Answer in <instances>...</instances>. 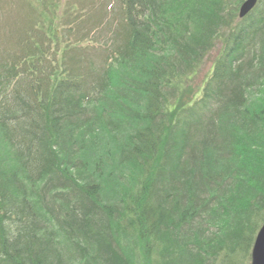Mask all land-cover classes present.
Segmentation results:
<instances>
[{"label":"trees","instance_id":"obj_1","mask_svg":"<svg viewBox=\"0 0 264 264\" xmlns=\"http://www.w3.org/2000/svg\"><path fill=\"white\" fill-rule=\"evenodd\" d=\"M56 7L58 2L52 10ZM122 9L123 20L131 30L129 72L119 77L117 70L112 71L116 79L106 82L108 86L101 85L110 88L106 101L112 118L100 120L98 128L103 134L97 135L94 129L87 133L91 137L79 143L76 157H67L71 153L59 150L57 144L60 146L62 137H74L64 133L65 125L91 112L92 102L101 93L106 94L95 80L96 72L84 79L52 81L50 88L40 90L45 94L41 97L34 86L30 92L26 89L9 94L11 113L3 121H7L10 140L22 156L21 171L25 174L23 180L15 175L14 164L12 168L0 167V264H62L63 253L67 262L72 258L68 256L70 250L55 248L54 235L47 233L46 240L42 239L37 209L49 207L44 202L45 190L54 199L62 195L61 202L66 201L68 185L61 183L65 192L49 188L56 184L53 170L73 181L70 187L78 194L77 205L83 208V202H95L100 184L93 179L106 174L105 162L91 158L89 150L104 147L108 139L112 145L109 149L115 151L109 157L113 160L109 177L117 179L125 172L130 180L131 164L135 165L142 175L135 179L138 194L129 195V202L121 199L120 209L112 204L102 207L100 214L115 220L109 232L101 226L99 214L94 213L96 218L90 214L84 218L83 211L79 214L84 218L81 224L86 237L79 245L84 259H74L76 264H120L115 261L116 253L106 247L117 243L119 238L113 241L112 237L117 232L136 242L139 239L143 256L151 255L152 240L154 244L159 241L156 252L161 254L163 264L168 260L169 264H250L253 238L264 220V83L257 88V102L249 104L240 99L235 109L227 97L237 95V88L245 91L248 84L256 88L254 77L264 73V38L255 32V27L264 23V9L234 24L233 1L126 0ZM216 35L223 43L212 71L203 80L200 95L181 101L188 94L186 80L202 63V53L212 49ZM177 93L181 96L174 98ZM238 95L240 98L242 94ZM207 117L217 123H208ZM206 125L205 143L199 144L200 139L190 132L203 131ZM187 136H192V149L200 150L199 163L205 164L201 181L205 182L203 188H208L203 197L207 205L183 207L178 201L170 206L163 185L172 181L169 167L177 171L180 167ZM44 145L55 158L50 168L45 167ZM54 146L57 148L52 150ZM45 174L50 177L44 179ZM28 196L34 199V205ZM253 196H259L260 202L256 203ZM200 206L207 210L205 216ZM194 219H198L197 225L204 223L214 229L191 230L190 221ZM93 243L101 250L99 260L89 253ZM170 250L175 254L169 255ZM56 253L57 262L50 257ZM178 256L180 259L175 260Z\"/></svg>","mask_w":264,"mask_h":264},{"label":"rangeland","instance_id":"obj_2","mask_svg":"<svg viewBox=\"0 0 264 264\" xmlns=\"http://www.w3.org/2000/svg\"><path fill=\"white\" fill-rule=\"evenodd\" d=\"M36 0H32L33 3ZM59 1V17H50V23L54 24L55 22H58L57 32L60 34V38L58 39V42L60 43V40L62 38L61 42L67 41L72 42L71 45H63L60 44V48H56L54 44L50 43L49 35L52 34L49 32H42V29H32L30 32H28L27 35L24 36V43L29 42V45L32 47L31 49H35L38 53L36 54L37 57H35L34 60L29 61L27 58V63L23 62V56H21V50L18 45L21 44V39H16V36L13 34V28L16 27L17 19L16 15L14 14V3H18L19 0H0V70L1 72H8L11 68V70L14 71L15 78H17L16 82L19 84V82L22 79H25L26 81L32 82L33 78L36 82L41 81V79L44 76H47L50 74L49 77H65L69 76L70 73H72L74 70L76 71L75 75H78L79 72H81V76H84V74H87V70L84 68L87 67L85 63H81L78 61V58H83L85 61H90L91 70L98 69V67L101 69V63L111 61L112 67L109 70H105L102 72L101 76H97L95 80L102 81V85H106V82H109L111 80L116 79V74H113L112 71H116L119 73V77L123 74L126 75L127 72H129V63H128V57L129 52H125L122 48H120V45L126 46L127 41L125 40H118L117 36H113V44L104 43L102 45L97 44V41H104V39L109 40L107 38V35L109 33V29H102L98 28L95 32V29L103 22L106 21L108 18L107 13H109L112 9L113 11L118 12L117 7L114 3H117V0H58ZM227 1V0H225ZM264 1V0H263ZM52 4L53 2H49ZM264 3V2H263ZM31 5V4H30ZM230 9V8H229ZM261 9H264V4L261 5ZM51 15V14H50ZM236 15V14H235ZM237 16V15H236ZM238 17V16H237ZM233 19L235 22L236 18ZM110 21V20H109ZM50 24V25H52ZM39 26V25H38ZM35 25L34 27H38ZM60 29L63 31L60 32ZM93 30V31H92ZM127 33L129 30L127 28L124 29ZM74 32V34L72 33ZM92 32V34H90ZM90 34V35H89ZM226 32L222 31V37L225 38ZM36 36L37 39L35 38ZM44 41H39L42 39ZM35 40L39 41V43H36ZM31 41V44H30ZM37 41V42H38ZM50 43V44H49ZM58 43V44H59ZM88 43V44H87ZM215 52L219 49V46L222 44L221 38H219L217 35L215 36L214 42H213ZM97 44V45H96ZM23 44H21L22 46ZM93 45L95 46L93 48ZM71 51L69 52L70 55L74 54L77 58L76 60H70V63L72 66H70V70L64 71L63 70V62H60L58 60V55L56 54L57 49L61 51V48H68L71 47ZM56 49V51H55ZM40 50V51H39ZM214 54V51H212L208 56L205 58V61H202L197 67H194L193 72L189 75V78L186 80L187 84L184 85V87H187V96L183 95L181 98V101L186 100L187 98L193 99L194 97L198 96L200 94V88L203 84L202 78L203 74L207 71H210L208 67L211 66V60L212 56ZM71 59V56H69ZM42 59V64L39 66V60ZM65 59V58H64ZM112 59V60H111ZM26 61V60H25ZM51 63V64H50ZM62 63V64H60ZM60 66V67H58ZM66 69V68H65ZM64 71V72H63ZM83 71V72H82ZM206 73L209 75V73ZM31 74V75H30ZM133 76L134 74L131 73ZM262 74V73H261ZM30 75V76H29ZM135 77V76H133ZM259 78H262L263 80H260ZM254 84L253 86L256 88H252L250 84L249 86L244 89L245 91L239 90L240 88H237L236 94L232 95L230 97H227V100H230L233 105L235 106V109L237 105H240L241 102L240 99L247 100L249 104L256 101V98H259V90L257 89L259 87V84L264 83V73L262 75L254 77ZM14 79H12L13 81ZM9 81L6 80L5 83ZM22 82V81H21ZM130 84L133 85L132 88H134V84L130 81ZM258 85V86H257ZM109 87L105 88L106 94L104 93L100 94L96 101L91 104V112L88 111L85 116L81 118H77L72 122H68L64 127V133L72 132L73 138H64L62 137L59 150L64 151L66 154L71 153L67 157H76V154L79 152L80 144L83 139L86 140L90 138L91 136L87 134L90 130H96L97 135L103 134L104 131L100 130L98 128V125L100 123V120L104 121L107 118H112V111L109 110L107 107L108 102L107 95L109 91ZM238 94H242L239 98ZM181 94L177 93L175 97H180ZM225 100L224 102L229 103V101ZM257 102V101H256ZM180 104V103H178ZM231 106V105H228ZM106 107V110L105 108ZM93 110V111H92ZM215 109H213V112ZM212 112V113H213ZM223 112L226 113L224 110ZM230 112V111H229ZM208 123L212 122L213 124L217 123L216 121L213 122L210 117H207L205 119ZM211 123V124H212ZM1 124V123H0ZM205 124V123H204ZM2 125V124H1ZM0 125V167L3 165H6L8 168H12V164L15 165V168H12L13 171H15V175H18L22 180L24 178L25 174L21 170L22 164L21 159L22 156L19 154L15 149H13L12 144L9 143L7 140V133L3 130L2 126ZM87 125V126H86ZM116 126V123L115 125ZM208 127H205L203 131L199 130L196 131L195 129L190 132V134L195 135L197 137V141L199 144L205 143L207 135L205 134L207 130L209 129V125H206ZM86 128V129H85ZM113 132V129H111ZM116 131V129H114ZM192 137V136H190ZM190 139L187 138L184 140L183 145L185 147L184 152L181 153V163L180 167L177 170H174L173 167L170 168V175L172 176L170 180L172 181H164L163 191L165 192V197L167 196L169 199L168 202L171 203L170 206L175 205L176 202L180 201V204H183L184 206H188L192 203L197 205L206 204L204 200V195L207 193L208 188L205 190L203 188L205 182L204 180L201 181V173H202V166L205 165L202 162L199 163L200 159V150L197 147L194 149H189ZM71 140V141H70ZM73 141H77L78 144H75ZM56 142V141H55ZM104 147L99 146L98 149H92L89 150L92 155L91 158H100V160L104 161V168L103 172L106 173L104 175H99L97 177H94V182L100 184L99 192L97 193L98 196L96 197V201L92 203V201L89 202H83L82 206L77 205L79 201H76V198L78 194H76V190L74 191L73 187H69L70 184H73V181L68 178H63L60 176L58 170L54 171L53 174L55 176V182L56 184H52L55 186H49L51 188L52 192L53 190H59L61 192H65V188L62 186L68 185L66 187V201L61 202V199L63 198L62 195L58 196L54 199L51 196V192L48 190H45L44 192V202L49 207H46L44 211H41L39 208L37 211L39 212V218H40V225L41 229V236L43 240H46V235L49 233L50 235H54L55 242L57 243L55 248L59 250L61 249H68L70 250L68 256L72 258H67L68 262L64 257L66 256L65 253L61 256V260L63 261L62 264H76L75 260L81 262V259H84L83 257V250L79 248L80 243H83V236L86 237V233L84 231L85 227H83V220L84 218H87L88 215L95 217V214L100 215V224H102V227H105L107 229V232L110 231L111 227L115 226V220L111 218H107V216L102 215V207L107 205H117L118 209L122 208L121 199L124 200V202H129L130 198L129 195H135L138 194L139 186H137L138 182H136V178H140L142 175H139L137 173V170L135 165L131 166L133 169L130 171H133L130 175V180L126 178L125 172L118 175L117 179L114 177H109V170L111 169V162L113 160H110L109 158L111 156V153H114L115 151H111L109 148L112 147L110 143V140L104 141ZM44 152L46 153V160H45V167L50 168V166L55 164V158L52 154L49 152V146L44 145ZM57 154V153H56ZM110 154V155H109ZM206 154L205 151H203L202 156ZM109 155V156H108ZM98 156V157H96ZM107 159L109 161H107ZM217 157H215V160ZM214 160V163H215ZM173 163L170 162V165ZM83 167V164L80 163V166L78 167L79 170H81ZM196 167V168H195ZM6 168V167H5ZM48 168L46 170H48ZM45 170V171H46ZM182 170V171H181ZM196 171V172H195ZM129 173V172H128ZM195 173V174H194ZM139 175V176H138ZM17 176L18 182H22V180ZM125 176V177H124ZM1 177V176H0ZM50 177L47 174H45V178ZM123 179H125L123 181ZM136 182V183H135ZM167 182V183H165ZM62 183V184H61ZM162 185V183L160 184ZM48 188V187H47ZM253 189V188H252ZM129 190V191H128ZM237 192L236 190H234ZM249 190L244 193V195H248ZM42 192V193H43ZM234 193V192H233ZM41 192L38 193V196L40 197ZM214 194V193H213ZM164 195V194H163ZM20 197V196H19ZM31 200L32 204L34 205L36 202L31 196H28ZM255 198V202H260L259 196H253ZM208 199V197H206ZM83 211V216L79 215ZM200 211H202V215L207 214V210L204 207L200 206ZM78 215V216H77ZM78 219L76 220V218ZM190 225L193 229H199L203 230L208 229L213 230V227L209 228L202 224H198V219H194L190 221ZM242 233V232H241ZM43 234V235H42ZM208 234V233H207ZM76 237V238H75ZM81 237V238H80ZM113 241L117 237V243L112 242V244H108L107 251L108 252H115L116 253V260L120 261V264H163L162 256L161 254H157V242L154 244V240H152V253L151 257L149 256H143L142 255V249L141 245L143 243L137 239V243L134 239L130 238L128 239L127 236L124 235V233L117 232V235H112ZM80 238V239H79ZM173 238V237H172ZM93 242V241H92ZM97 243H93V246L91 244L89 253L90 255L95 254L96 260L100 259V256L98 257V252H100V248H97ZM87 246V245H86ZM159 246V245H158ZM87 248V247H86ZM97 252L95 253V251ZM64 252V251H63ZM156 252V253H155ZM175 254V250H170L169 255ZM57 253L55 255L50 254V257H52L56 262L57 260ZM105 258L109 256V254L104 255ZM184 256V255H183ZM67 257V256H66ZM180 259V256L176 257L175 260ZM71 260V261H70ZM86 260H90L89 258H86ZM171 263L169 260L166 264ZM115 264V263H113Z\"/></svg>","mask_w":264,"mask_h":264},{"label":"water","instance_id":"obj_3","mask_svg":"<svg viewBox=\"0 0 264 264\" xmlns=\"http://www.w3.org/2000/svg\"><path fill=\"white\" fill-rule=\"evenodd\" d=\"M253 4L254 0L245 1L239 10V15L242 17L244 13L252 8ZM258 230L250 250V264H264V221Z\"/></svg>","mask_w":264,"mask_h":264}]
</instances>
